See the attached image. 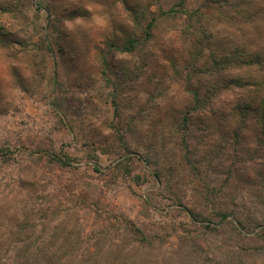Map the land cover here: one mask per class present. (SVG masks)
Masks as SVG:
<instances>
[{"label":"rangeland","instance_id":"obj_1","mask_svg":"<svg viewBox=\"0 0 264 264\" xmlns=\"http://www.w3.org/2000/svg\"><path fill=\"white\" fill-rule=\"evenodd\" d=\"M9 1L0 7V264H264V239L239 240L230 224L264 225L255 113L233 137L236 105L258 103L264 88L225 91L218 115H198L192 165L174 126L191 109L190 87L204 100L227 78L264 79V64L208 71L203 52L264 62V0H236L241 15L234 0ZM129 38L141 46L120 52ZM190 211L231 215L212 218L213 232Z\"/></svg>","mask_w":264,"mask_h":264},{"label":"trees","instance_id":"obj_2","mask_svg":"<svg viewBox=\"0 0 264 264\" xmlns=\"http://www.w3.org/2000/svg\"><path fill=\"white\" fill-rule=\"evenodd\" d=\"M18 1V0H17ZM15 0V2H17ZM238 2L240 0H237ZM9 0H0V7L5 6V4H9ZM182 4V3H181ZM231 6V11H233V14H242L241 12V7L238 5V3L236 2V0H234V2L231 3V5H229V7ZM245 10V9H243ZM175 11L170 10L169 12H166V14H168L170 16L171 13H174ZM172 15V14H171ZM136 21V20H135ZM155 22V19H152L150 21V23L148 24V26L146 27L147 29L145 30V37H144V43H147L150 40V31L153 27V24ZM138 24V26L141 28L142 27V21L139 23V21L136 22ZM4 34V30L0 31V36H2ZM0 43L2 45H7V41H5L4 39H2L0 41ZM18 44V42H16ZM141 46V43L138 42L136 39L133 38H129L126 40L125 45L122 49H120V52L123 53H134L136 51V49ZM143 47V46H142ZM201 52V51H199ZM203 52H207V54L205 55V57H209L210 63L213 65V68L215 69H211L208 71H215V72H224V71H229V70H233V69H239V70H247L249 68H253V67H261L264 62L262 60V56L261 55H255L254 57H251L249 59H241V58H230V56L225 55V54H216V56H213L210 52L209 47L206 48V50H204ZM196 54V53H194ZM204 56V54L202 55ZM194 57V56H193ZM107 63V59H104V64ZM190 91L192 92V106L191 109H189L187 112L181 113L180 114V118L175 119L174 121V126H176L179 129V133L181 134V138H182V149H184L186 151V161L187 163H189L190 165H192L193 162V157L190 156V147L192 146L191 143V139H198L197 137V127L198 124L202 125L205 124L204 122L198 121V124H195V119H197L198 115L203 113V111L205 110H209L210 114L212 115H218L221 109L220 104L217 102V98L216 96H218V101L220 100V98L222 97V93H224L225 91H230L232 92V89L234 90H238L239 92H243L245 90L248 89L249 90H253L255 91V89L257 90H262L264 88V79H258V78H252L251 75H248L247 78L244 77L240 80L238 79H233L230 78L226 80V82H224L221 85H216L214 90L210 92V94L204 99H201V95L200 93L197 91V89H193L192 87H190ZM217 103V104H216ZM250 110V114L253 112L255 113V117L257 118V122L255 121V123L257 125H259V127L261 128V131H264V98L262 100H260L258 103H253L252 105L250 104H245V105H241L238 104L236 105L235 109H234V114L233 117L235 116V112L238 116L237 120L235 122V124L237 125L236 129H235V133L233 135L235 141L238 142L239 139V135L242 131V128H244V126L247 124L246 120V114L249 113ZM230 111V109H227V111H225L226 113H228ZM227 115V114H224ZM179 117V116H178ZM199 120V118L197 119ZM199 132L201 131L202 134L204 135V127L200 128L198 130ZM190 153V154H189ZM189 154V155H188ZM159 178H161L160 180H162L163 178H165V175L161 172L158 174ZM163 176V177H162ZM190 215L192 218V215L195 219L197 220H201L200 222H206V228L212 230L213 232H218V228L217 227H213L211 224H213L212 222V218L215 217H219L220 218V222H224L225 220H227V218L231 215V212L229 211H217L216 213L213 214V216L208 217L205 214H200V213H196L194 211H190ZM193 219V218H192ZM195 219H193L195 221ZM228 222V221H227ZM228 224V223H227ZM230 224L232 225L233 229H235L236 235L238 237L239 240H245V239H250V240H256L261 239V241H263L264 239V225H260L258 227L259 231H255L257 228H252L249 224H247V222L241 220V219H236V220H231ZM253 234V235H252ZM23 262H27V259H23ZM20 261V263L22 262ZM57 261V260H56ZM45 262V261H44ZM51 262V260L49 261ZM58 262V261H57ZM231 263L232 264H251V262H248L247 260L243 259L242 257H235V258H231Z\"/></svg>","mask_w":264,"mask_h":264}]
</instances>
